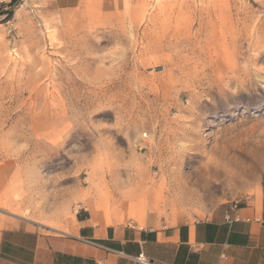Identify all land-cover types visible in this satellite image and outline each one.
Instances as JSON below:
<instances>
[{"label": "rangeland", "instance_id": "obj_1", "mask_svg": "<svg viewBox=\"0 0 264 264\" xmlns=\"http://www.w3.org/2000/svg\"><path fill=\"white\" fill-rule=\"evenodd\" d=\"M261 50L264 0H21L0 15V212L164 225L264 193Z\"/></svg>", "mask_w": 264, "mask_h": 264}, {"label": "crops", "instance_id": "obj_2", "mask_svg": "<svg viewBox=\"0 0 264 264\" xmlns=\"http://www.w3.org/2000/svg\"><path fill=\"white\" fill-rule=\"evenodd\" d=\"M77 213L52 232L0 212V264H264V193L176 224H101Z\"/></svg>", "mask_w": 264, "mask_h": 264}, {"label": "clouds", "instance_id": "obj_3", "mask_svg": "<svg viewBox=\"0 0 264 264\" xmlns=\"http://www.w3.org/2000/svg\"><path fill=\"white\" fill-rule=\"evenodd\" d=\"M261 52H264V50H261V51H258V52H255V53H252L250 54L247 58H246V62H247V66H248V69L249 71H251V67L252 65L254 64L255 62V58L261 53ZM261 74H264V72H261L258 74L259 78H253L252 81L254 80H264V76H261ZM239 89V88H238ZM87 119V117H85V120ZM115 129V128H113ZM117 130L118 132H120V130L118 129H115ZM95 130H92L90 132H94ZM96 139L97 140H100L101 138L99 136H96ZM171 151L172 153L174 154L175 158L177 159V161H179V159L181 157H183L185 154H186V148L184 145H181V144H175L172 146L171 148ZM225 257H224V254L222 253L221 254V260H223Z\"/></svg>", "mask_w": 264, "mask_h": 264}, {"label": "water", "instance_id": "obj_4", "mask_svg": "<svg viewBox=\"0 0 264 264\" xmlns=\"http://www.w3.org/2000/svg\"><path fill=\"white\" fill-rule=\"evenodd\" d=\"M21 0H15L8 8H0V15L4 14L5 12H12L14 8L19 4Z\"/></svg>", "mask_w": 264, "mask_h": 264}, {"label": "built area", "instance_id": "obj_5", "mask_svg": "<svg viewBox=\"0 0 264 264\" xmlns=\"http://www.w3.org/2000/svg\"><path fill=\"white\" fill-rule=\"evenodd\" d=\"M239 200H236L233 202V204H238ZM139 261L142 262L143 264H148L149 262L147 260H145L144 257H140Z\"/></svg>", "mask_w": 264, "mask_h": 264}]
</instances>
